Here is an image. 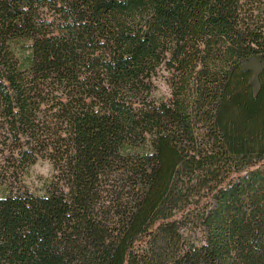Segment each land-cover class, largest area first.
Returning a JSON list of instances; mask_svg holds the SVG:
<instances>
[{"label": "trees", "instance_id": "trees-1", "mask_svg": "<svg viewBox=\"0 0 264 264\" xmlns=\"http://www.w3.org/2000/svg\"><path fill=\"white\" fill-rule=\"evenodd\" d=\"M0 264H264V0H0Z\"/></svg>", "mask_w": 264, "mask_h": 264}, {"label": "rangeland", "instance_id": "rangeland-1", "mask_svg": "<svg viewBox=\"0 0 264 264\" xmlns=\"http://www.w3.org/2000/svg\"><path fill=\"white\" fill-rule=\"evenodd\" d=\"M15 52L20 54L23 51V54L27 53L24 45H16L14 48ZM21 57V55H19ZM168 94L167 84L163 79H159L156 82V90L155 96L160 98L164 97ZM51 172L50 164L46 160H37L34 164H32L26 173L25 181L28 188L33 192H38L42 187L43 181L49 176Z\"/></svg>", "mask_w": 264, "mask_h": 264}]
</instances>
